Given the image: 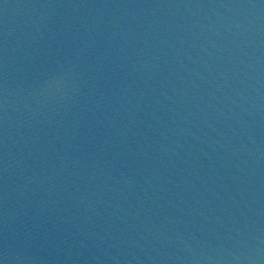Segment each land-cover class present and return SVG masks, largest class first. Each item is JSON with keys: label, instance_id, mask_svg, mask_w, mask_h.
I'll use <instances>...</instances> for the list:
<instances>
[{"label": "water", "instance_id": "obj_1", "mask_svg": "<svg viewBox=\"0 0 264 264\" xmlns=\"http://www.w3.org/2000/svg\"><path fill=\"white\" fill-rule=\"evenodd\" d=\"M0 264H264V0H0Z\"/></svg>", "mask_w": 264, "mask_h": 264}]
</instances>
